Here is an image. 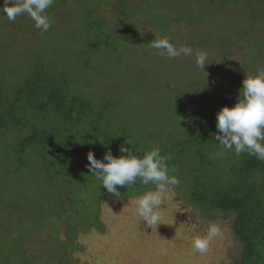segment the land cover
Listing matches in <instances>:
<instances>
[{"label":"trees","instance_id":"1","mask_svg":"<svg viewBox=\"0 0 264 264\" xmlns=\"http://www.w3.org/2000/svg\"><path fill=\"white\" fill-rule=\"evenodd\" d=\"M64 13L81 21L78 30L66 31L69 43L45 45L51 50L47 58H30L31 71L14 87L0 80V264H65L57 252L73 250L79 233L102 231L105 197L125 200L153 190L137 180L119 187L116 197L89 172V151L103 160L108 150L120 156V145L138 157L159 148L169 175L179 180L173 190L183 203L205 215L234 214L238 263L264 264V160L223 150L214 135L216 112L233 101L223 96L235 92L226 83L238 73L236 61L251 74H264V0H54L46 10L47 31L27 14L13 25L17 32L37 33L44 52L49 32H59L52 20ZM2 19L3 32L9 20L0 13ZM141 22L150 29L146 35ZM156 38L189 46L192 54L173 58L181 60L180 68L169 65L151 47ZM0 43L34 53L1 38ZM54 48L73 66L51 62ZM201 53L209 60L191 73L200 69L191 60ZM208 66L211 83L204 73ZM190 74L199 81L189 82ZM13 194L31 210L6 199ZM24 215H32L31 221ZM59 231L64 240H57ZM39 233L50 243L51 256L27 252L26 239Z\"/></svg>","mask_w":264,"mask_h":264},{"label":"rangeland","instance_id":"2","mask_svg":"<svg viewBox=\"0 0 264 264\" xmlns=\"http://www.w3.org/2000/svg\"><path fill=\"white\" fill-rule=\"evenodd\" d=\"M10 2L11 0H9ZM2 4L4 6L5 1ZM199 6L203 9L201 4ZM3 19L0 20V23L5 24ZM80 22L79 19L72 18L68 13L53 19L52 28L59 32L54 34L49 32V38L43 43V47L54 42L55 46L67 45L70 39L66 31L78 30ZM113 22L117 23V20L114 19ZM140 31L146 35L150 29L146 23L141 22ZM0 32L1 40L8 41L14 48L21 46V51H34V53H17L12 51V47L0 43V80L4 86L12 88L31 71L32 60L30 58L45 59L47 58L45 55L51 50L44 47V52H42L38 48L40 40L37 38V33L17 32L12 21L8 22V29H3V32L0 30ZM118 32L120 33L121 30ZM170 43L173 44L172 40ZM54 50L55 57L51 59V62L58 60L62 66H73L62 57L60 50L55 48ZM132 52L133 50L129 49L130 55ZM67 55L70 56L71 54L67 53ZM182 56L174 59H180ZM174 59L168 60V64H175L176 67L180 68L182 66L181 60ZM191 61L193 64L196 63L194 59ZM60 64L58 63V66ZM236 64L238 73L234 74L226 84L227 86L232 84L233 87H236L233 90L238 93L244 76L251 74V72L239 62L236 61ZM205 70V75H210L208 81L211 83L214 77L211 73L212 69L208 66ZM198 71L200 72L202 69H197L191 73ZM260 71L262 70L260 69ZM217 77L221 78V76ZM198 79L199 76L193 74L187 77V80L193 84L198 82ZM235 92L233 93L236 94ZM233 95L226 93L223 99L229 101V98L232 97L233 101L230 102L232 105L235 99ZM132 108L134 110V106ZM129 118L133 119L132 117ZM6 178L3 176L2 179ZM3 184L0 183V187ZM5 191L3 188L2 192ZM142 194L125 200L112 196L105 197L100 204L99 218L102 222V231L91 228L88 233H79L73 241V250L69 248L61 255L56 249L54 250L57 252V258L60 256L65 258V264H239L241 243L234 238L231 232L234 214L224 215L220 211L207 215L201 214L193 209L190 204L183 203L172 188L164 196L161 208L157 209L161 223L150 228L144 224L136 212L135 200ZM6 199L15 203L18 201L21 205L25 204L26 207L23 206V208H26L27 211L31 210V204L16 194ZM31 216L24 215L26 219L29 217L30 221ZM33 220L34 223L39 222V214H34ZM204 220L206 221L204 222ZM211 224L220 228V235L209 242V247L205 253L197 252L192 246V241L197 236L205 237ZM21 232L19 229L18 233ZM56 237L58 241L64 240L63 231H59ZM49 244L43 233L30 235L25 241L27 252H31L33 255L42 254L44 257L51 256L50 250L52 249ZM18 259L20 260V258ZM55 261L58 264V259Z\"/></svg>","mask_w":264,"mask_h":264},{"label":"clouds","instance_id":"3","mask_svg":"<svg viewBox=\"0 0 264 264\" xmlns=\"http://www.w3.org/2000/svg\"><path fill=\"white\" fill-rule=\"evenodd\" d=\"M53 3L54 0H11L10 3L5 0L0 13L12 22L17 16L27 14L38 30L47 31L50 20L46 10ZM151 47L169 59L189 56L193 51L189 46L177 48L166 38L154 39ZM208 60L204 53L196 56V64L202 70ZM215 115L217 132L214 135L223 150L234 151L236 155L247 152L250 156L264 160V74H246L235 103L221 106ZM120 152V156H114L108 150L104 153L103 160H100L89 151L86 154V166L100 181V185L116 197L121 196L119 187L131 186L137 180L143 185H153V190L136 198L135 205L144 224L150 228L156 227L161 223L157 209L161 208L164 196L179 184V180L169 175L168 158L161 155L159 148H152L138 157L132 154L129 147L120 145ZM220 154L222 152L216 153ZM218 235L220 228L211 224L207 235L195 237L192 246L197 252L205 253L209 242Z\"/></svg>","mask_w":264,"mask_h":264}]
</instances>
